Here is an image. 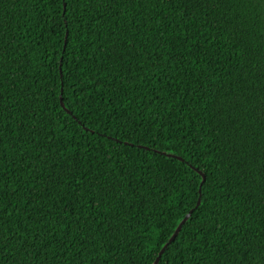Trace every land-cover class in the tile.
<instances>
[{"label": "trees", "instance_id": "obj_1", "mask_svg": "<svg viewBox=\"0 0 264 264\" xmlns=\"http://www.w3.org/2000/svg\"><path fill=\"white\" fill-rule=\"evenodd\" d=\"M212 11L0 0V264H153L192 208L158 264H264V3Z\"/></svg>", "mask_w": 264, "mask_h": 264}, {"label": "snow or ice", "instance_id": "obj_2", "mask_svg": "<svg viewBox=\"0 0 264 264\" xmlns=\"http://www.w3.org/2000/svg\"><path fill=\"white\" fill-rule=\"evenodd\" d=\"M91 2L95 3L99 7H104L107 10V6L115 3V0H91ZM176 3L180 4L185 10L189 8V6L208 9L212 12L213 16L219 14L218 11H212L213 9L219 10L221 8H225L228 5H235L238 3H264V0H175ZM69 0H62V8L66 11L68 8ZM226 14V12H225ZM236 23L232 25L233 29L241 28L242 24H247V20H241V18L237 15L234 17ZM241 39L244 38V33L240 32ZM5 52L0 50V107H2V103L5 101L6 97H10L15 89L7 90L6 86L8 81L6 79L7 75L11 73L5 70L4 65V56ZM251 65V69L254 71L252 75L256 78L258 82H264V35L261 36L257 47L253 51L251 58L249 60ZM241 104L247 105L251 109L250 118L253 119L256 123H258L261 127H264V88L260 89H247L244 93V99L240 101ZM39 131L36 132V135L39 136ZM264 151V150H262ZM264 159V156L260 157ZM39 160V157H37ZM49 157H45L43 161L40 163H48ZM260 176L262 183H264V167L260 169ZM55 183V181H52ZM107 191V189H104Z\"/></svg>", "mask_w": 264, "mask_h": 264}, {"label": "water", "instance_id": "obj_3", "mask_svg": "<svg viewBox=\"0 0 264 264\" xmlns=\"http://www.w3.org/2000/svg\"><path fill=\"white\" fill-rule=\"evenodd\" d=\"M60 105H61L62 107H64V103H63V101H62V97H61V95H60ZM67 112L69 113V110H67ZM138 147H144V146H140V145H138ZM145 148H147V147H145ZM162 153H163V154H166L167 156H174V155H171V154H168V153H165V152H162ZM175 157H177L178 159H182V158H180L179 156H175ZM201 174H202V173H201ZM204 178H205V175L202 174V181H201V183L204 181ZM200 185H201V184H200ZM199 202H200V198L197 200L196 206L199 204ZM192 211H193V208L190 209V210L185 214V216L181 219V221L178 223V225H177L176 228L174 229L172 235L169 237L168 241H167V242H166V243L160 248V250L158 251V254H157L156 258L154 259L153 264H158L159 259H160L161 255H162V253L164 252L165 248L167 247V245H168L171 241H173V240L175 239V237L177 236L178 232L180 231L182 225H183L184 222L189 218V216H190V214L192 213Z\"/></svg>", "mask_w": 264, "mask_h": 264}]
</instances>
